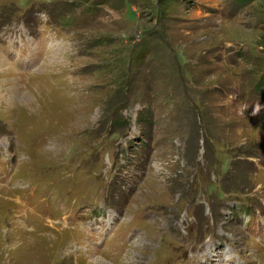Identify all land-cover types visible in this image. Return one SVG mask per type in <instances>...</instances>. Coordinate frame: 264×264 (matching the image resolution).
<instances>
[{"label": "rangeland", "instance_id": "obj_1", "mask_svg": "<svg viewBox=\"0 0 264 264\" xmlns=\"http://www.w3.org/2000/svg\"><path fill=\"white\" fill-rule=\"evenodd\" d=\"M0 264H264V0H0Z\"/></svg>", "mask_w": 264, "mask_h": 264}]
</instances>
